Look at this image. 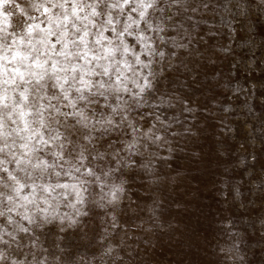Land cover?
<instances>
[{
	"label": "clouds",
	"instance_id": "9594fccd",
	"mask_svg": "<svg viewBox=\"0 0 264 264\" xmlns=\"http://www.w3.org/2000/svg\"><path fill=\"white\" fill-rule=\"evenodd\" d=\"M0 264H264V0H0Z\"/></svg>",
	"mask_w": 264,
	"mask_h": 264
}]
</instances>
